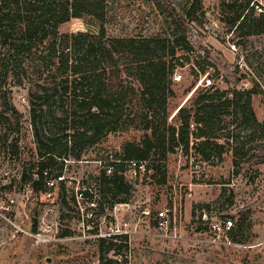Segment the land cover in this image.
I'll return each instance as SVG.
<instances>
[{
	"label": "rangeland",
	"instance_id": "1",
	"mask_svg": "<svg viewBox=\"0 0 264 264\" xmlns=\"http://www.w3.org/2000/svg\"><path fill=\"white\" fill-rule=\"evenodd\" d=\"M190 1L107 0L111 9L108 33H143L181 41L186 38L191 44V51L179 53L186 59L173 75L169 121L206 90V76L221 90H246L257 82L260 92L252 95V109L264 122V33L247 35L249 26L240 27L238 12L227 8L229 0H201L189 15ZM257 4L264 10V0H251L245 11L250 19L262 14ZM60 31L94 33L98 24L92 19H73ZM180 74L182 79L176 81L175 75ZM3 92L0 90V111L4 110L5 96H10ZM11 96L21 118L19 131L9 133V144L18 139L17 144L0 146V264H264V137L241 122V112L238 120L233 109L224 116L229 128L219 134L230 132L236 139L226 147L222 159L214 156L204 161L194 150L188 156L178 151L169 157L166 184L154 181L152 172L142 170L135 175L129 171L127 180L133 189L127 205L112 211V197L100 201L98 194L99 203L93 207L96 219L88 220L91 203L78 198L77 193L84 187L97 193L96 176L104 164L120 150L122 142L141 133L133 129L111 133L102 143L88 148L81 161H68L62 169L67 191L59 194L61 188L56 182L54 189H48L49 201L44 204L29 184L23 186L20 181L24 162L33 158L37 147L28 93L14 88ZM12 120L9 109L4 122ZM5 125L7 129L17 127ZM45 126L55 131L47 123ZM218 142L223 144L225 139ZM241 143L245 155L235 158L233 148ZM191 154L197 159L192 160ZM100 202L102 214L98 211ZM166 206L176 211L175 224L167 233L158 228L156 220L157 213ZM147 211L150 215L145 214ZM101 216L107 217L103 224ZM202 216L204 221L200 220ZM226 218H232L235 225L244 223V231L237 238L240 241L234 239L232 245L211 242L205 231L207 224ZM34 223L38 226L35 232L31 231ZM90 225L102 233L111 232L112 227L124 230L129 237V251L102 255ZM115 241L121 245L120 240ZM110 259L117 261L110 263Z\"/></svg>",
	"mask_w": 264,
	"mask_h": 264
},
{
	"label": "trees",
	"instance_id": "2",
	"mask_svg": "<svg viewBox=\"0 0 264 264\" xmlns=\"http://www.w3.org/2000/svg\"><path fill=\"white\" fill-rule=\"evenodd\" d=\"M238 1L229 0L227 8L238 12L240 27L249 26L247 35L264 33V13L250 19L245 11L251 0ZM200 2H189V15ZM110 13L107 0H0V90L10 94L5 96L4 110L0 111V146L18 142L14 139L9 144V133L19 131L21 118L11 94L14 88L25 89L37 147L33 158L24 162L20 181L23 186L29 184L44 204L49 201L48 189H54L47 180H56L59 194L65 193L64 165L71 160L81 161L88 148L114 132L133 129L141 135L122 142L120 150L104 164L96 176L97 193L83 191V200L88 203H97L98 194L100 201L111 196L110 209L117 203H128L133 189L127 180L131 161L145 164V172H152L154 181L166 184L169 157L178 151L188 156L194 150L204 161L214 156L222 159L226 147L236 139L230 132L219 134L229 128L224 116L230 115L231 109L235 119L241 112V122L264 137V122L252 109V95L260 92L257 82L248 90L208 87L169 121L173 75L186 59L179 53L191 51V44L186 38L181 41L143 33L112 36L107 28ZM73 19H92L98 31L62 33L60 27ZM9 109L13 120L5 123ZM46 123L55 131L47 130ZM5 124L17 127L7 129ZM221 138L225 139L223 144L218 142ZM244 149L243 143L236 145L235 158L243 157ZM108 166L113 167L111 173ZM45 170L48 176H44ZM73 201L77 202L76 196ZM98 207L102 214L101 202ZM200 220L204 221V216ZM37 227L34 223L31 231ZM243 231L241 221L233 228V239L240 241L237 238ZM128 238L100 237L99 251L102 255L128 252ZM114 261L110 259V263Z\"/></svg>",
	"mask_w": 264,
	"mask_h": 264
},
{
	"label": "built area",
	"instance_id": "3",
	"mask_svg": "<svg viewBox=\"0 0 264 264\" xmlns=\"http://www.w3.org/2000/svg\"><path fill=\"white\" fill-rule=\"evenodd\" d=\"M262 4V2H260V5ZM259 4H257V9L259 10V13H264V10L262 9V7L260 6ZM235 49L236 47L233 46ZM175 79L176 81H180L182 79V75H175ZM203 81H206L203 86L205 88H208V87H211L213 86V81L211 78H208V77H204L203 78ZM199 88V86H197V88H195L193 90L192 93H195L196 90ZM245 90V89H243ZM248 90V89H246ZM192 129L194 130L195 127L194 125H192ZM190 158L192 160H195L196 156H194L193 154L190 155ZM195 167L198 168L199 167V164L195 163ZM108 173H111L112 172V166H108ZM142 170H144L145 172V164L143 163H140L138 164L137 162L135 161H131L129 163V171H132L135 175L139 174ZM44 176H48L49 174V171L48 170H45L44 172ZM59 179H64V177H60ZM56 180L54 179H48L47 180V184L49 187H53L55 188L56 186ZM85 190H90L92 193H94L92 191L91 188H87V187H84L82 188V190L80 192L77 193V197L78 198H84V192ZM127 205V203H119V204H116L112 211H115V210H119V207H123ZM93 207H95V203H91V206L89 207V210L86 214L88 220H93V219H96V213L93 209ZM52 211V210H51ZM146 215H150V212L147 211L145 212ZM100 220V223L103 224L106 222L107 220V217L106 216H101L99 218ZM156 220H157V225H158V228L164 232H168L175 224V221H176V211L173 207H164L162 210H160L157 215H156ZM235 224H234V221L232 218H226L224 221H221L220 219H214V220H211L208 224H207V229H206V235L207 236H210V241L213 242V243H223L225 245H232L233 243V235H232V231H233V228H234ZM93 231V237H96L97 239L100 238V237H104V238H111L113 236H121V235H128L127 232H125L124 230L121 231V229L119 228H116L114 229L113 227L110 228L111 229V232H107V233H102L100 232V230L98 228H94L93 225H90L89 226ZM29 235H33L32 233L30 232H25ZM264 244V242H263Z\"/></svg>",
	"mask_w": 264,
	"mask_h": 264
}]
</instances>
